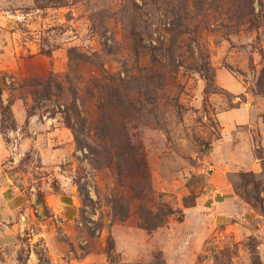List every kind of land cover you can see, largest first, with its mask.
Segmentation results:
<instances>
[{
    "label": "rangeland",
    "instance_id": "obj_1",
    "mask_svg": "<svg viewBox=\"0 0 264 264\" xmlns=\"http://www.w3.org/2000/svg\"><path fill=\"white\" fill-rule=\"evenodd\" d=\"M3 189L0 264H264V0H0Z\"/></svg>",
    "mask_w": 264,
    "mask_h": 264
},
{
    "label": "crops",
    "instance_id": "obj_2",
    "mask_svg": "<svg viewBox=\"0 0 264 264\" xmlns=\"http://www.w3.org/2000/svg\"><path fill=\"white\" fill-rule=\"evenodd\" d=\"M6 193L7 189L0 190V250L6 248L16 238V233L22 227L19 217L24 218V212L29 208L27 207L29 200L23 198V194L11 192L8 196ZM14 222L16 224L11 227L9 224Z\"/></svg>",
    "mask_w": 264,
    "mask_h": 264
},
{
    "label": "water",
    "instance_id": "obj_3",
    "mask_svg": "<svg viewBox=\"0 0 264 264\" xmlns=\"http://www.w3.org/2000/svg\"><path fill=\"white\" fill-rule=\"evenodd\" d=\"M38 212L41 214V212H42V207H41V208H38Z\"/></svg>",
    "mask_w": 264,
    "mask_h": 264
}]
</instances>
